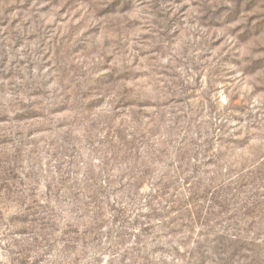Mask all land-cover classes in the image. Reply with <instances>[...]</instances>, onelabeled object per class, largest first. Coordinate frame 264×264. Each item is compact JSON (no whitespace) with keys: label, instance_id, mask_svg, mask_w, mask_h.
<instances>
[{"label":"rangeland","instance_id":"374dc122","mask_svg":"<svg viewBox=\"0 0 264 264\" xmlns=\"http://www.w3.org/2000/svg\"><path fill=\"white\" fill-rule=\"evenodd\" d=\"M0 264H264V0H0Z\"/></svg>","mask_w":264,"mask_h":264}]
</instances>
